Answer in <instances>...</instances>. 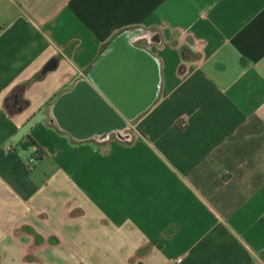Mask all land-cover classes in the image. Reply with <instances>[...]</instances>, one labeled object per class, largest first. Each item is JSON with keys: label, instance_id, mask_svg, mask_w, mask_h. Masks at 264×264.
<instances>
[{"label": "crops", "instance_id": "crops-1", "mask_svg": "<svg viewBox=\"0 0 264 264\" xmlns=\"http://www.w3.org/2000/svg\"><path fill=\"white\" fill-rule=\"evenodd\" d=\"M137 28L131 122L88 72ZM0 264H264V0H0Z\"/></svg>", "mask_w": 264, "mask_h": 264}, {"label": "water", "instance_id": "water-1", "mask_svg": "<svg viewBox=\"0 0 264 264\" xmlns=\"http://www.w3.org/2000/svg\"><path fill=\"white\" fill-rule=\"evenodd\" d=\"M146 33L139 28L119 33L88 72L94 85L131 122L155 100L160 86L156 58L134 45Z\"/></svg>", "mask_w": 264, "mask_h": 264}, {"label": "trees", "instance_id": "trees-1", "mask_svg": "<svg viewBox=\"0 0 264 264\" xmlns=\"http://www.w3.org/2000/svg\"><path fill=\"white\" fill-rule=\"evenodd\" d=\"M178 128H179V129H182L183 126H182V125H181V126L179 125ZM28 142H29L32 146H34V143H33L32 141H30L29 139H28L27 143H28ZM36 149H37V148H36ZM36 154H37L38 156H41V153H40V151H39L38 149L36 150Z\"/></svg>", "mask_w": 264, "mask_h": 264}, {"label": "built area", "instance_id": "built-area-1", "mask_svg": "<svg viewBox=\"0 0 264 264\" xmlns=\"http://www.w3.org/2000/svg\"><path fill=\"white\" fill-rule=\"evenodd\" d=\"M36 161H37V157L36 156H32L29 159V162H30L31 165H33ZM178 260L180 261L181 258H179Z\"/></svg>", "mask_w": 264, "mask_h": 264}]
</instances>
